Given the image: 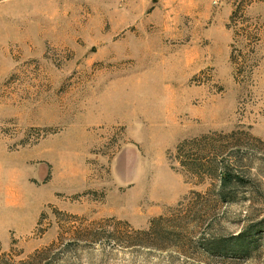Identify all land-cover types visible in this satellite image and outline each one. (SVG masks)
<instances>
[{"label":"rangeland","instance_id":"1","mask_svg":"<svg viewBox=\"0 0 264 264\" xmlns=\"http://www.w3.org/2000/svg\"><path fill=\"white\" fill-rule=\"evenodd\" d=\"M0 264H264V0H0Z\"/></svg>","mask_w":264,"mask_h":264},{"label":"trees","instance_id":"2","mask_svg":"<svg viewBox=\"0 0 264 264\" xmlns=\"http://www.w3.org/2000/svg\"><path fill=\"white\" fill-rule=\"evenodd\" d=\"M235 180L238 181L239 178L236 175H234L231 171L227 170V171L222 172L220 174L219 196L221 198H222L224 191H226L228 186L231 185V183ZM241 244L243 245L245 243H242L240 240H238V241H236L235 246L238 247Z\"/></svg>","mask_w":264,"mask_h":264}]
</instances>
